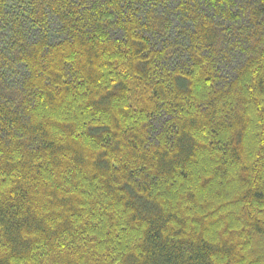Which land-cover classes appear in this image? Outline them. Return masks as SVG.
<instances>
[{
	"label": "trees",
	"instance_id": "16d2710c",
	"mask_svg": "<svg viewBox=\"0 0 264 264\" xmlns=\"http://www.w3.org/2000/svg\"><path fill=\"white\" fill-rule=\"evenodd\" d=\"M0 264H264V0H0Z\"/></svg>",
	"mask_w": 264,
	"mask_h": 264
}]
</instances>
